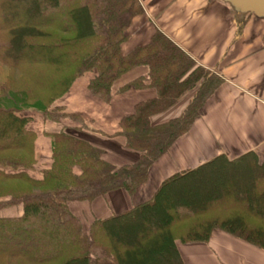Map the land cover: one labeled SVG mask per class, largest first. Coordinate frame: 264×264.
<instances>
[{
	"label": "trees",
	"instance_id": "16d2710c",
	"mask_svg": "<svg viewBox=\"0 0 264 264\" xmlns=\"http://www.w3.org/2000/svg\"><path fill=\"white\" fill-rule=\"evenodd\" d=\"M142 11L139 0H0V209L21 207L17 216H0V264H183L175 242H208L215 229L264 249V161L253 151L177 173L147 201L106 217L83 221L70 210L72 202L117 189L132 195L221 83L159 30L123 54L130 20ZM138 66L147 75L117 92L151 88L155 94L120 118L118 135L138 157L117 166L79 135L80 113L58 100L90 75L87 90L109 103L113 82ZM191 89L195 94L180 116L151 124V116ZM38 116L58 125L43 132L51 144L45 165L30 127ZM229 167L237 172L227 176L230 193L171 205L193 186L220 185L219 173Z\"/></svg>",
	"mask_w": 264,
	"mask_h": 264
},
{
	"label": "crops",
	"instance_id": "0c3cea01",
	"mask_svg": "<svg viewBox=\"0 0 264 264\" xmlns=\"http://www.w3.org/2000/svg\"><path fill=\"white\" fill-rule=\"evenodd\" d=\"M143 11L134 15L126 30L121 51L127 54L146 45L161 31L200 66L221 78L190 130L151 165L147 180L131 195L124 189L107 192L91 202H72L70 210L90 221L130 209L150 199L169 177L199 167L220 155L232 160L253 151L264 161V19L244 18L220 0H139ZM147 75L135 67L112 84L113 96L104 103L87 90L90 75L76 80L58 100L68 111L79 112L84 126L79 135L103 151L114 164L134 162L138 154L124 146L118 135L119 120L132 112L135 103L152 98L151 88L117 90L137 77ZM195 89L182 94L163 112L150 118L152 125L178 117L193 98ZM36 134L35 147L42 165L49 162L50 137L58 125L36 117L30 123ZM78 173V169H75ZM13 214L17 216L21 207ZM1 216V215H0ZM183 264H264V249L257 248L218 229L208 242H175Z\"/></svg>",
	"mask_w": 264,
	"mask_h": 264
},
{
	"label": "rangeland",
	"instance_id": "374dc122",
	"mask_svg": "<svg viewBox=\"0 0 264 264\" xmlns=\"http://www.w3.org/2000/svg\"><path fill=\"white\" fill-rule=\"evenodd\" d=\"M242 15V14H239ZM206 170V169H205ZM209 171V170H208ZM221 173V174H220ZM220 179H218V183H220V185L213 186L215 184L212 185V187L207 188L208 185L206 184L207 182H203L202 185L200 186H193L191 188V192L186 193V194H181V196H177L174 198V201H172L171 205L172 206H176L177 204H182V203H186V201L188 199H191L192 196H197V197H201V196H209V192H224V193H230V189H227L226 184H227V176H236L237 172L233 170L232 167H229L226 171V175L222 172H220ZM231 178V177H230ZM240 181H242V179H240ZM210 183V182H209ZM224 183H225V187H224ZM244 184V183H243ZM239 185V188L241 186H243L241 183H237V187ZM211 186V185H210ZM210 190V191H209ZM19 208L17 206H11V207H7V208H3L0 209V215H7V214H13L14 211H17ZM168 209V207L166 208ZM169 210V209H168ZM48 233V231H47Z\"/></svg>",
	"mask_w": 264,
	"mask_h": 264
},
{
	"label": "water",
	"instance_id": "95a60500",
	"mask_svg": "<svg viewBox=\"0 0 264 264\" xmlns=\"http://www.w3.org/2000/svg\"><path fill=\"white\" fill-rule=\"evenodd\" d=\"M228 4L234 13H250L256 18L264 19V0H220Z\"/></svg>",
	"mask_w": 264,
	"mask_h": 264
}]
</instances>
